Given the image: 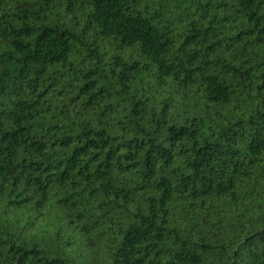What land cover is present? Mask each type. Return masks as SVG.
<instances>
[{"label":"trees","instance_id":"16d2710c","mask_svg":"<svg viewBox=\"0 0 264 264\" xmlns=\"http://www.w3.org/2000/svg\"><path fill=\"white\" fill-rule=\"evenodd\" d=\"M0 264H264V0H0Z\"/></svg>","mask_w":264,"mask_h":264}]
</instances>
